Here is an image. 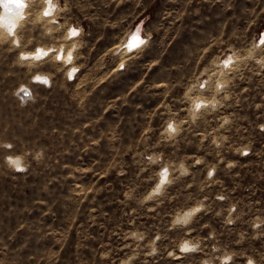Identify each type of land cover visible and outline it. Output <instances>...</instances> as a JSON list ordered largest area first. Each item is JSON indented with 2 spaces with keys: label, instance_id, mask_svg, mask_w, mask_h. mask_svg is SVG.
Masks as SVG:
<instances>
[{
  "label": "rangeland",
  "instance_id": "obj_1",
  "mask_svg": "<svg viewBox=\"0 0 264 264\" xmlns=\"http://www.w3.org/2000/svg\"><path fill=\"white\" fill-rule=\"evenodd\" d=\"M69 4L66 18L84 28L88 45L81 61L86 66L75 80L66 82L45 62L44 71L56 73L53 86L32 84L28 70L16 65V53L0 45V142L15 146L11 152L0 148V264H121L131 253L128 245L136 243L125 238L131 231L147 233L134 264H203L217 241L239 254L234 264H246L248 256L264 264V227L251 228L257 217L264 218V70L254 61L234 66L226 90L231 99L223 107L202 112L195 125L184 124L175 146L161 135L169 119L164 105L179 112L178 120L188 119L190 105L183 94L189 83L198 74L219 80L225 69L217 63L231 50L247 54L264 27V0ZM133 25L141 34L152 33L151 46L116 71V53L142 44L123 46ZM41 31L38 26L31 35L39 38ZM199 82L194 93L200 91ZM212 89L209 83L205 94L213 95ZM224 116L232 123L221 129ZM146 136L150 139L142 143ZM223 136L228 140L217 148L213 141ZM247 145L250 154H238ZM40 148L46 150L44 160L30 159L27 173L4 164L6 155L34 154ZM141 152L163 153L165 162L187 157L190 166L193 158L204 163L191 167L192 174L171 187L153 212V205L138 203L156 171L155 166L141 171L146 167ZM233 162L236 166L229 169ZM213 165L217 168L209 181ZM133 188V199L127 200L125 193ZM220 194L228 199L218 200ZM203 197L209 211L190 226V238L205 241L203 250L180 260L168 258L174 242L185 238L182 229L168 230L171 214ZM232 204L239 219L228 225ZM213 231L217 241L208 240ZM157 233L165 237L157 244L160 253L148 257L147 245ZM241 233L245 239L238 243Z\"/></svg>",
  "mask_w": 264,
  "mask_h": 264
},
{
  "label": "clouds",
  "instance_id": "obj_2",
  "mask_svg": "<svg viewBox=\"0 0 264 264\" xmlns=\"http://www.w3.org/2000/svg\"><path fill=\"white\" fill-rule=\"evenodd\" d=\"M71 12L69 0H0V45L7 44L11 51L16 53V65L28 70L29 80L32 84H41L47 88L53 86L55 80V72L44 71L45 62L54 65L56 72L63 74L66 82L73 81L77 78L86 65L82 63L85 59L83 49L88 45L83 40L85 30L79 23H72L66 18V14ZM42 28L39 38L32 36L37 27ZM133 25L129 31H134ZM141 46L132 52L121 49L120 53H116L118 59L116 60V71L123 70L129 63L130 58L134 57L137 52H142L147 47L151 46L152 33H142ZM31 37V38H30ZM47 41V42H46ZM259 49V51H257ZM227 63L223 59L220 60L219 65L225 71L218 73L220 79L216 80L215 76L209 80L206 75L203 79L198 74L196 80H200L198 84L199 92L194 93L197 88L196 80L189 83L186 88L183 99L190 107L186 109L189 112V118L186 120H178L179 112L173 111L172 105H164V115L169 119L164 124L161 135L164 137V143L170 145L178 144V137L184 131V124L195 125L200 119L202 112L215 113L224 103L231 99V94L226 90L232 84L229 79V72L239 67L241 63L254 61L260 70H264V45L259 43L257 38L255 42H251L247 50V54L240 55L237 51L231 50V54L227 56ZM213 84V95L208 96L205 93L208 90V84ZM218 98V97H221ZM36 96L33 94L32 102H35ZM257 107H260L257 105ZM232 123L229 116H224L220 122L219 127L225 128ZM148 131H151L149 129ZM150 137H145L142 143H146ZM228 140L227 136H223L213 141L217 148L223 146V142ZM14 144L10 141L0 142V148L6 149L9 152L14 148ZM159 147V145H157ZM45 149L40 148L33 154L32 151H26L22 154L6 155L4 157V164L13 172L27 173L31 164L30 159L37 163L45 158ZM238 154L249 155L251 146L247 145L243 149H238ZM138 156L146 162V167H142L141 171H146L147 168L155 166L152 186L143 194L138 200V203L143 207L145 205H153L149 211H156L160 207L164 199L168 195V190L175 184L179 183L184 178L190 176L191 167L203 164L204 159H194V163L190 166L187 163L188 158L180 159L179 161H164L163 153L153 154L151 152H141ZM235 163H230L228 168L235 167ZM216 165H213L207 171V178L209 181L215 175ZM124 175L122 169L119 173ZM136 189L133 188L125 193L127 200L133 199ZM203 191V189H201ZM218 200H227L226 195L220 194L216 197ZM175 199V197H172ZM191 200V198H189ZM207 197H203L195 202H189L183 207H178L171 214L169 231L177 229L184 230V237L174 242V247L167 251V257L173 260H180L186 258L189 254L199 253L203 250L205 241L201 239H191L190 226L196 221L197 216L202 212L209 211L207 206ZM237 212V205L232 204L227 209L226 224L233 225L239 219L234 216ZM217 216L222 215V211H217ZM264 227V218L257 217L251 224L253 231H257ZM147 233L141 231H131L125 234V238H130L135 241V245H128L131 248V253L127 255L121 264H134V261L140 258V253L143 250L142 244L146 240ZM161 234L157 233L148 243V257L159 255L160 249L157 247L158 242L163 239ZM256 238H259L257 235ZM245 234L241 233L238 243H243ZM208 240L217 241L216 233L213 231L209 234ZM239 254L235 251H230L227 248L217 243L210 248V255L203 261V264H234ZM108 254H105L107 258ZM144 264H147L145 260ZM246 264H257V261L251 257H246Z\"/></svg>",
  "mask_w": 264,
  "mask_h": 264
},
{
  "label": "bare ground",
  "instance_id": "obj_3",
  "mask_svg": "<svg viewBox=\"0 0 264 264\" xmlns=\"http://www.w3.org/2000/svg\"><path fill=\"white\" fill-rule=\"evenodd\" d=\"M264 34V33H263ZM264 36V35H263ZM142 41V35L140 32V26H137L135 28L134 31L130 32V34L127 36V38L125 39V42L123 46H125L128 49H133L134 47H136L137 45H139L140 43H137L135 46H133V41ZM121 46V43L119 44ZM226 61V60H225ZM24 91V90H23ZM22 91V92H23ZM25 95V94H24Z\"/></svg>",
  "mask_w": 264,
  "mask_h": 264
},
{
  "label": "built area",
  "instance_id": "obj_4",
  "mask_svg": "<svg viewBox=\"0 0 264 264\" xmlns=\"http://www.w3.org/2000/svg\"><path fill=\"white\" fill-rule=\"evenodd\" d=\"M263 33H264V27H262V28L258 31V34L256 35V39H257V38L259 39V43H260L261 45L264 44V36H263L264 34H263ZM256 39H255V40H256ZM225 58H226V57L221 58V59L224 60ZM221 59H220V60H221ZM220 60H219L218 63H217L218 66H220V65H219ZM227 62H228V61H227V58H226L225 63H227ZM260 128L263 129V126H260Z\"/></svg>",
  "mask_w": 264,
  "mask_h": 264
},
{
  "label": "snow or ice",
  "instance_id": "obj_5",
  "mask_svg": "<svg viewBox=\"0 0 264 264\" xmlns=\"http://www.w3.org/2000/svg\"><path fill=\"white\" fill-rule=\"evenodd\" d=\"M137 43H142V41H133V46H135Z\"/></svg>",
  "mask_w": 264,
  "mask_h": 264
},
{
  "label": "water",
  "instance_id": "obj_6",
  "mask_svg": "<svg viewBox=\"0 0 264 264\" xmlns=\"http://www.w3.org/2000/svg\"><path fill=\"white\" fill-rule=\"evenodd\" d=\"M26 94L28 95V93L26 92ZM22 95V94H21ZM24 96H26V95H24Z\"/></svg>",
  "mask_w": 264,
  "mask_h": 264
}]
</instances>
